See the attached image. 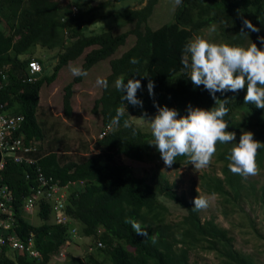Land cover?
I'll return each mask as SVG.
<instances>
[{"label":"trees","instance_id":"trees-1","mask_svg":"<svg viewBox=\"0 0 264 264\" xmlns=\"http://www.w3.org/2000/svg\"><path fill=\"white\" fill-rule=\"evenodd\" d=\"M64 1L0 0V121L1 116L23 117L14 136L22 132L26 139L32 136L41 140L46 138L42 128L44 120L41 119L44 111L39 105L40 89L43 84L55 80L62 66L83 54L81 69L87 72L127 44L129 37L132 40L126 50L120 49L121 54L109 60L110 72L102 78L107 80L108 87H102L93 105L105 126L117 115V109H123L119 125L112 126L103 137L96 139L94 152L79 156L75 161L68 154L73 153L70 141L65 140L62 147H57L58 138L55 137L47 140L48 146L54 144L48 152L38 154L37 163L43 172L52 175L60 184L76 179L84 181L81 188L71 191L68 210L82 222L84 234L105 244L104 248L86 254L84 260L76 255L62 264H191L189 254L197 248L216 252L221 264H256L249 254L234 248L233 237L226 228L212 218L201 221L198 212L193 210L194 203L184 194H178L164 173H154L150 182L145 177L135 176L132 167L118 162L117 158L127 156L142 162L155 147L149 145L154 140L152 132L143 131L133 123L132 116L152 118L160 107H168L177 110L179 119L188 114L189 106L204 110L216 106L203 86L195 87L191 83L190 70H184L180 63L182 51L195 36L203 38L202 32L207 28L211 29L212 37L206 40L211 43L244 48L255 43L264 50L259 39L264 37V0H181L174 10L173 21L156 29L151 28L147 20L158 7L159 0H146L137 9L116 11L112 8L113 12L105 9L102 13L91 10L85 16L79 13L84 0H72L67 4ZM139 1L143 0H137L135 4L139 5ZM98 6L103 10L101 4ZM114 19L117 23L112 25ZM244 20L250 21L259 31L246 28ZM119 24L133 26L116 34L113 30ZM87 48L90 49L86 52ZM133 59L137 62L131 63ZM30 61L37 62L39 69L31 72ZM121 77L125 84L128 79L140 80L137 99L142 101V107L122 102L126 93L115 86ZM82 78L76 76L74 80L79 82ZM149 81L154 84L152 96L147 88ZM72 85L64 86L62 95L66 117L72 113ZM246 91L245 87L237 93H216V99L228 100L229 113L224 120L229 125L227 131L236 133V140L216 146V160L222 162L223 177L203 173L199 185L200 192L219 194L225 210L245 201L248 189L245 178L229 170L231 149L239 143L241 131L258 126L264 131V109L245 104ZM125 121L129 126L125 127ZM246 122L251 125L242 127ZM51 126L46 128L51 129ZM55 146L57 148L53 149ZM157 154L161 157L158 151ZM183 163H189V158L178 156L174 165ZM257 163L259 166L264 163V148L258 152ZM12 166L13 171L19 167L12 164V157H7V173L2 176L15 194L14 204L18 205L23 191L21 183L25 186L26 183L20 174H12ZM249 188L253 201L263 207L264 180L260 187L252 184ZM195 193L196 198L199 191ZM163 196L185 208V214L169 224L165 222L167 205ZM49 212L48 204H44L38 216H19L17 210L16 218H13L14 227L22 236L29 230L35 231V246L43 258L32 259L16 252L15 260L10 259L15 251H11L12 246L5 241L0 250V264H48L53 251L56 252L64 241L58 226L48 221ZM126 219L140 223L148 235H137L131 225L125 223ZM2 228L0 226V230ZM98 229L103 231L101 235L97 234Z\"/></svg>","mask_w":264,"mask_h":264},{"label":"clouds","instance_id":"clouds-1","mask_svg":"<svg viewBox=\"0 0 264 264\" xmlns=\"http://www.w3.org/2000/svg\"><path fill=\"white\" fill-rule=\"evenodd\" d=\"M71 1L65 0L63 3L67 4ZM117 1L99 0V4L102 5L103 10L99 8L97 10L100 13L105 9L112 11L113 4ZM175 2L176 4H180L181 0H175ZM145 3L146 1L144 3L143 1L141 3L139 1V5L134 3L133 7L130 8L137 9L140 8L141 4L144 5ZM96 7H98V4L94 6V8ZM72 10L77 12L75 7H72ZM119 20L123 21V19ZM243 24L252 32L259 31L248 20H244ZM128 29L126 28L125 30ZM241 32H243V28ZM259 39L264 44V37ZM136 62L135 59L131 61V63ZM180 63L184 70H190L191 83L195 87L203 86L212 96L216 106L211 110L189 106L187 108L188 114L179 119L177 118V110L160 107L158 114L150 122L154 140L149 145L156 147L163 163L168 168L172 167L178 156H184L189 158L191 165L195 169H204L211 164L212 158L217 151V144H228L236 140V133L227 131L229 125L224 120V117L229 113V108L226 106L228 100L216 99V93H221L222 95L228 92L237 93L246 87L247 91L244 97V103H251L259 109H264V50L258 48L255 43H252L248 48H244L211 43L206 39L196 38L194 41L185 45ZM63 68L65 66H62L60 70H63ZM71 72L73 76L87 75V72L80 68H72ZM96 83L105 89L108 87V82L105 79L98 78ZM115 86L118 91L126 93L121 98L122 102L127 101L133 106L142 107V101L137 99V92L141 89L140 80L128 79L125 84L124 79L121 77L116 80ZM147 88L149 95L152 96L154 94V84L152 81H149ZM123 114V109H117V115L112 119L111 123L106 126L103 125L106 132L112 126L119 125L120 117ZM124 125L125 127L129 126L127 121L124 122ZM249 125H251V122H246L245 125L241 126L247 127ZM106 132L100 133L98 138L103 137ZM241 132L243 133L240 135L239 143H235L228 157L230 160L228 165L229 170L233 174L240 175L244 178L256 176L260 173L257 155L259 150L264 148V131H260L258 126L257 128L246 130V132ZM29 140L33 141L36 147L35 150L24 152L22 149H18L15 152L4 154L0 148L2 155V161L0 162V219L2 222H0V226L3 227L0 230V236L12 246L11 251H15L9 258H15V253L17 252L18 255L26 254L32 259H39L37 254L42 253L35 246V231L29 230L25 236H22L14 227L13 218H16L17 210L20 212L19 216H24V214L25 216L27 214L38 216L39 212L42 211V205L48 204L50 209L48 221L56 224L60 235L64 237V241L59 245L58 250L56 252L53 251L51 256H54L56 253H64L65 258L68 255H72V257L77 255L84 260L86 254L93 253L94 250L105 247L102 240L84 234L82 222L68 210L71 204L69 199L71 191L81 188L84 185V181L82 179H76L69 180L65 184H60L52 178V175H46L42 167L37 163V158L40 152H48V150L44 151L45 140L47 141V138L41 140L32 136L30 139H26L25 135L26 145ZM17 154H22L24 156L23 159L16 160L15 155ZM7 157H12V164L19 166L15 171H13L12 166V174L14 175V172L20 174L22 180L26 183V186L21 183L23 191L21 201L18 205L14 204L15 194L9 185L4 182L2 176L3 173H7L5 167ZM198 195L193 201V210L195 211L206 209L209 206V200L203 197L204 195L219 196L221 203L223 201L222 197L217 193L207 194L199 191ZM254 204H256L254 201L249 204L250 209ZM234 208L225 210L222 204L221 213L223 217L230 215ZM39 220H41L40 217ZM41 222L37 224L40 225ZM74 222L80 224V232L77 231L79 229ZM45 223L47 222L45 221ZM125 223L130 224L137 235H148L146 229L135 220L126 219ZM96 232L101 235L103 231L98 229ZM79 240L87 241V246L84 250L85 254L78 252L77 254L67 253L66 255L69 246L75 245ZM153 243H155L154 239Z\"/></svg>","mask_w":264,"mask_h":264},{"label":"rangeland","instance_id":"rangeland-1","mask_svg":"<svg viewBox=\"0 0 264 264\" xmlns=\"http://www.w3.org/2000/svg\"><path fill=\"white\" fill-rule=\"evenodd\" d=\"M136 1L137 0H118L113 4V8L116 11H122L126 8L133 7ZM145 1L146 0H143V3ZM157 5L158 7L152 10L147 20L148 24L153 29L158 28L163 23L173 21V13L177 4L175 0H165L164 2L159 0ZM92 8L94 7L90 5L89 1L84 0L79 13L85 16V14L91 13V10L99 12L97 9L93 10ZM103 21L105 22V18ZM115 23H117L116 19L111 22L112 25ZM132 26L133 24L117 25L113 32L117 34ZM210 30L209 28L203 30V39L207 37L210 39L212 37ZM196 38L195 36V39ZM131 40L132 38L129 37L127 39V44L120 46L113 55L94 64L80 82H75L74 78L76 76L72 75L71 69H81L84 58L82 57L83 54L75 59L74 62L67 64L63 70L61 69L54 81L50 84H43L40 89L39 105L44 111L43 114H41V119L44 120L42 124L44 134L47 140L51 137L58 138L57 147H62L66 143L65 140H69V146L72 147L71 151L73 153L68 154L72 160L84 154H91L94 152V142L100 133L106 132L101 122L100 114L95 113L93 110L94 101L102 92V86H98L96 81L98 78L102 79L110 72L109 60L112 57L119 56L121 54L120 49L123 50L126 48ZM89 49L90 48H87L85 51L87 52ZM48 61H50V59L47 60V62ZM69 83H73V93L71 97L72 113L70 117H66L63 114L62 95L64 93V86ZM154 118L155 117H148L146 119H141L135 116L131 117L133 123L142 128L143 131L149 130L150 132V122ZM51 124V129L46 128ZM53 145V143L50 144L51 147ZM50 146H48L45 140L44 151L51 148ZM57 147L55 146L53 149ZM117 160L120 163L131 166L134 175L145 177L147 181L149 180L150 182L152 181V175L154 173H164L168 181L174 184L177 193L184 194L185 198L192 203L195 199L196 190L200 191L199 185L203 173H216L217 176L223 177L220 171L222 162L216 160V154L212 158L211 164L204 169H195L190 161L187 164L183 163L179 166L173 164L171 168H168L163 163L161 157H158L156 147L151 148L150 154L142 162L130 159L127 156H122L117 158ZM259 168L260 173L258 175L245 178L248 187L246 191L248 196L247 200L235 206L230 215L223 217L221 213V199L219 196L215 195H204L203 197L209 200V206L197 212L201 221L213 218L215 223L226 228L229 231V235L233 237V246L236 250L249 254L253 257L256 264H264V206L261 207L258 204H254L251 209L249 207V204L253 202V195L250 193L251 189L249 188L250 185L253 184L256 187H260L264 180V163L259 166ZM161 198L165 200L167 205V211L166 214H164L167 224L180 219L181 216L185 214V208L183 206L176 204L173 200H170V198L164 196ZM33 219L35 220V217H33ZM36 222H38L37 218ZM74 224L79 229L77 231L80 232V224L78 222H74ZM86 246L87 241L79 240L75 245L69 246L66 255L67 253L77 254L78 252L80 254H85L84 250ZM37 256L39 260L43 258L42 254H37ZM70 257H72V255H68L65 258L64 253H56L54 256H51L48 264H61ZM219 257L220 256L214 251L197 248L195 251L190 252L189 261L191 264H221Z\"/></svg>","mask_w":264,"mask_h":264},{"label":"built area","instance_id":"built-area-1","mask_svg":"<svg viewBox=\"0 0 264 264\" xmlns=\"http://www.w3.org/2000/svg\"><path fill=\"white\" fill-rule=\"evenodd\" d=\"M30 71H36L39 69V64L35 61H30L28 63ZM23 119L22 116H17L14 118H6L1 116L0 121V148L7 154L8 152H15L16 150H23L24 152L35 150L36 147L33 141L29 140L28 144H25V136L21 132L17 136H14V130L19 126V122ZM11 140V141H10ZM22 154L15 155L16 160L23 159ZM4 238L0 236V246L4 244ZM21 246V245H20Z\"/></svg>","mask_w":264,"mask_h":264},{"label":"crops","instance_id":"crops-1","mask_svg":"<svg viewBox=\"0 0 264 264\" xmlns=\"http://www.w3.org/2000/svg\"><path fill=\"white\" fill-rule=\"evenodd\" d=\"M88 1H89L90 5H91L92 7H94V6H96L97 4H99V0H88ZM98 8L101 9V7H99V6H98ZM128 47H129V46H128ZM128 47H127V48H128ZM127 48H125L124 50H126ZM124 50H123V51H124Z\"/></svg>","mask_w":264,"mask_h":264}]
</instances>
